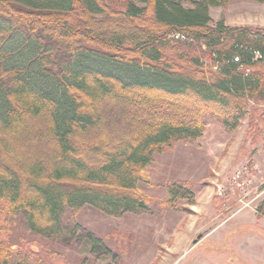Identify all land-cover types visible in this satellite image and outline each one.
Returning a JSON list of instances; mask_svg holds the SVG:
<instances>
[{"label": "trees", "instance_id": "16d2710c", "mask_svg": "<svg viewBox=\"0 0 264 264\" xmlns=\"http://www.w3.org/2000/svg\"><path fill=\"white\" fill-rule=\"evenodd\" d=\"M188 1L192 8L180 0H0V264H63L55 252L11 245L18 213L33 233L64 245L81 236L65 211L145 213L151 198L138 182L155 155L200 138L210 122L236 130L250 102L264 105V57L250 60L253 51L264 56V29L211 24L209 8L236 0ZM16 35L19 65L9 66L5 49ZM192 187L167 182L163 204L185 211L171 201L192 199ZM83 233L93 254L118 264L101 238Z\"/></svg>", "mask_w": 264, "mask_h": 264}, {"label": "rangeland", "instance_id": "374dc122", "mask_svg": "<svg viewBox=\"0 0 264 264\" xmlns=\"http://www.w3.org/2000/svg\"><path fill=\"white\" fill-rule=\"evenodd\" d=\"M180 1L184 8H192L188 0ZM208 15L212 25L229 22L264 29V4L236 0L209 8ZM21 39L16 35L13 44L6 46L11 55L9 66L19 65L16 54ZM90 64L100 67L93 61ZM104 68L125 75L119 66ZM40 82L47 87L46 81ZM262 109L249 103L236 129V143L241 142L238 148L229 137L231 131L210 122L200 138L174 142L155 155L138 182L139 189L151 198L147 212L114 217L90 206L75 216L65 211L62 220L79 224L82 236L66 245L33 233L25 215L18 213L11 221L9 242L55 252L63 264L112 263L109 257L91 252L83 232L101 238L118 264H264V218L256 217V209L264 202V136L255 126ZM257 153L260 158H253ZM175 181L193 183L192 199L171 201L185 211L163 204L169 197L166 183Z\"/></svg>", "mask_w": 264, "mask_h": 264}, {"label": "built area", "instance_id": "2783aa9c", "mask_svg": "<svg viewBox=\"0 0 264 264\" xmlns=\"http://www.w3.org/2000/svg\"><path fill=\"white\" fill-rule=\"evenodd\" d=\"M175 39H184V37L182 36H174ZM263 55L261 54V52L259 51H253L250 54V60L251 62H257L263 59ZM211 59L214 60L213 57L209 58V61H211ZM233 61L235 64H237L238 70L243 71L244 75H248L250 73V70L239 65L240 64V59L239 57H233ZM213 69L216 71H218L220 69V65L218 63L214 64ZM261 108H263L260 112V115L258 116V118L256 119L255 123L258 124V127L261 131V133L264 136V105L260 106ZM239 177V173L235 176V178Z\"/></svg>", "mask_w": 264, "mask_h": 264}, {"label": "crops", "instance_id": "0c3cea01", "mask_svg": "<svg viewBox=\"0 0 264 264\" xmlns=\"http://www.w3.org/2000/svg\"><path fill=\"white\" fill-rule=\"evenodd\" d=\"M226 26H231V27H234V26H240V25H236V24H231V23H229V22H223ZM248 27H252L251 25H247ZM238 130H234V131H231V133L229 134V137L230 136H232L234 139L235 138H237V134H236V132H237ZM231 139V138H230ZM240 141H242V139L240 140ZM221 144V142L220 141H217V145H220ZM232 144L235 146H233L234 148H238L239 147V145L241 144V142L240 143H236V139L232 142ZM235 156H237V154L235 155ZM262 156V155H261ZM253 158H260V154H255L254 156H253ZM257 217V216H256ZM264 218V217H263Z\"/></svg>", "mask_w": 264, "mask_h": 264}]
</instances>
